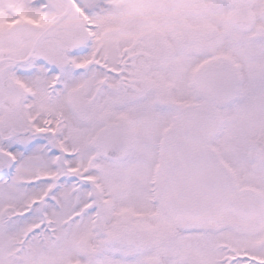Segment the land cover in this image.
I'll list each match as a JSON object with an SVG mask.
<instances>
[{
    "label": "snow or ice",
    "instance_id": "1",
    "mask_svg": "<svg viewBox=\"0 0 264 264\" xmlns=\"http://www.w3.org/2000/svg\"><path fill=\"white\" fill-rule=\"evenodd\" d=\"M0 264H264V0H0Z\"/></svg>",
    "mask_w": 264,
    "mask_h": 264
}]
</instances>
